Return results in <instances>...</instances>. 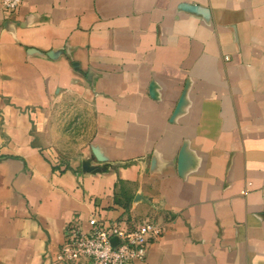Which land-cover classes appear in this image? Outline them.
Instances as JSON below:
<instances>
[{
  "label": "crops",
  "instance_id": "0c3cea01",
  "mask_svg": "<svg viewBox=\"0 0 264 264\" xmlns=\"http://www.w3.org/2000/svg\"><path fill=\"white\" fill-rule=\"evenodd\" d=\"M124 214L137 264H264V0H0V264Z\"/></svg>",
  "mask_w": 264,
  "mask_h": 264
},
{
  "label": "built area",
  "instance_id": "2783aa9c",
  "mask_svg": "<svg viewBox=\"0 0 264 264\" xmlns=\"http://www.w3.org/2000/svg\"><path fill=\"white\" fill-rule=\"evenodd\" d=\"M20 0H2L5 9H15ZM164 231L153 218L128 214L104 221L91 215L88 229L74 220L64 229V241L50 264H137L144 262L149 246Z\"/></svg>",
  "mask_w": 264,
  "mask_h": 264
},
{
  "label": "rangeland",
  "instance_id": "374dc122",
  "mask_svg": "<svg viewBox=\"0 0 264 264\" xmlns=\"http://www.w3.org/2000/svg\"><path fill=\"white\" fill-rule=\"evenodd\" d=\"M67 109H68V111L70 110V108H69V107H67Z\"/></svg>",
  "mask_w": 264,
  "mask_h": 264
}]
</instances>
